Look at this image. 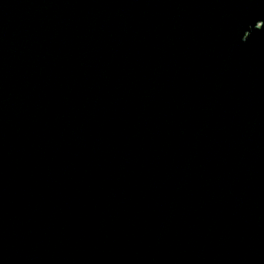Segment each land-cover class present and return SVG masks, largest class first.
Listing matches in <instances>:
<instances>
[{
    "label": "water",
    "instance_id": "obj_1",
    "mask_svg": "<svg viewBox=\"0 0 264 264\" xmlns=\"http://www.w3.org/2000/svg\"><path fill=\"white\" fill-rule=\"evenodd\" d=\"M0 264H264V0H0Z\"/></svg>",
    "mask_w": 264,
    "mask_h": 264
}]
</instances>
